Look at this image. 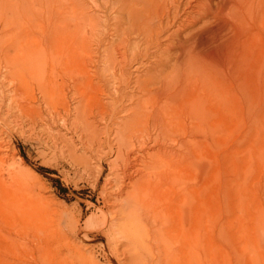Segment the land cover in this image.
Masks as SVG:
<instances>
[{
	"label": "bare ground",
	"instance_id": "1",
	"mask_svg": "<svg viewBox=\"0 0 264 264\" xmlns=\"http://www.w3.org/2000/svg\"><path fill=\"white\" fill-rule=\"evenodd\" d=\"M70 1L0 0L1 35L14 50L13 54L10 48L4 50L7 39L0 37V46L5 43L0 47V82L13 87L7 105L14 103L29 122L42 124V107L32 105L34 95L25 96L34 87L50 119L58 117L62 126L78 132L84 146L107 148L113 157L101 192L106 203L114 200L92 212L80 235L92 229L106 233L110 238L103 245L105 252L120 237V244L126 246V264H197L201 224L210 216L201 212L192 174L209 169L213 125L217 117L226 123L235 103L230 78L219 75L211 55L215 48L243 59L248 51L261 53L264 35L258 28L248 31L240 47L224 40L232 25L247 21L240 6L249 11L262 0H100L104 9L115 11L111 31L122 39L117 57L107 54L98 61L104 70L96 71L103 74L101 79L94 72L96 81L86 71L94 62L74 55L83 27L75 25L73 14L78 8ZM257 20L254 26L264 27V18ZM150 48L154 50L149 52ZM129 67L143 72L131 76ZM62 86L77 97L71 120L55 110L60 107ZM254 87L263 85L259 81ZM48 89L57 99H49ZM99 92H106L110 101L97 99ZM4 96L0 101L6 102ZM61 110L67 114L65 108ZM94 115L103 129L91 119ZM203 126L208 129L205 136L199 132ZM64 146L74 156L71 144ZM75 157L89 170L87 158ZM7 187L0 181V264H18L20 237L9 232L8 221L30 219L36 207L21 209L22 199L10 198ZM210 222L208 218L209 228ZM109 262L113 264L111 258Z\"/></svg>",
	"mask_w": 264,
	"mask_h": 264
},
{
	"label": "rangeland",
	"instance_id": "2",
	"mask_svg": "<svg viewBox=\"0 0 264 264\" xmlns=\"http://www.w3.org/2000/svg\"><path fill=\"white\" fill-rule=\"evenodd\" d=\"M94 1L97 5L91 4L89 0H73L70 4L75 9L78 8L73 14L75 25L83 27V30L78 31L81 44L74 43V55L94 62L95 65L87 66L86 71L96 81V77L101 79L103 75L96 71L104 70L98 61L107 54L117 57L116 51L122 38L111 31L115 24V11L109 12L102 7L100 0ZM252 1L258 2L249 0L253 3ZM261 4L260 8L252 4L254 7L249 11L245 9V5L240 6L243 14H248L245 18L247 21L232 25V31L224 40L225 44H238L240 47L251 28L264 35V27L254 26L259 22L257 17L264 18V0ZM0 37L3 41L7 39L1 35V31ZM130 40L133 41V38ZM7 41L8 39L6 44L2 42L1 46L5 44L4 50H11ZM152 50L154 48H150L149 52ZM10 53L13 54L14 50ZM247 53L249 55L244 59L235 58L215 48L211 55L219 75L229 76L228 87L235 103L228 114L227 124L217 117L213 125L212 148L208 156L209 169L200 174H192L193 185L198 190L201 212H205L211 219L210 228L208 218L201 224L197 264H264V48L261 53ZM128 55L131 58L132 53L128 52ZM152 55L155 54L150 56ZM151 58L150 63L153 60ZM141 69L135 71L134 67H129L128 70L131 76H135L142 74ZM51 80L49 79L50 83ZM259 81L263 87H257L258 90L254 86ZM237 82L239 85H236ZM0 89V98L4 95V99L6 98V102L0 101V104L3 103L0 105V181L8 186L10 198L15 196L16 199H22L21 209L36 207L31 211L34 215L28 220L15 221V218H9V232L19 234L20 237L16 246L19 255L15 256L19 262H16L110 264L111 258L113 264H126V246L120 244V237L105 252L103 245L110 238L106 233L92 229L87 235H80L92 212L98 206H105L114 200L106 203L101 192L109 171L108 163L113 158L106 153L107 148L98 150L94 145L84 146L78 139V132L70 126V129L62 126L56 116L52 117L53 124V119L45 112L44 105L39 100L41 96L34 87L32 90L27 89L25 96L34 95L35 103L32 105L42 107V124L36 120L29 122L14 103L9 102L11 107H8L7 100L13 94V87L7 81L0 82ZM60 89L62 96L60 98L59 94L60 101L57 103L60 104L57 106L60 107L55 109L56 113L71 120L74 117L71 112L77 97L67 87L62 86ZM50 91L48 89L49 99H57L54 98V91ZM125 91L136 94L130 89ZM104 93L107 94L99 92L96 95L102 103L110 101L109 95L106 97ZM62 108H65L67 114ZM121 115L119 113L118 116L122 117ZM96 117L94 115L91 119L99 129H103L104 124L96 122ZM199 132L205 136L208 129L203 126L199 128ZM67 142L72 146L73 157L64 146ZM104 146L106 147L105 143ZM75 155L87 158L90 163L89 170L85 171L84 166L78 164ZM106 192H110L109 189Z\"/></svg>",
	"mask_w": 264,
	"mask_h": 264
}]
</instances>
